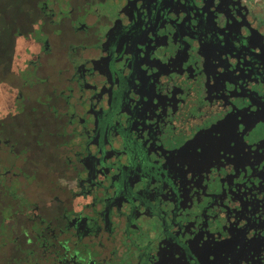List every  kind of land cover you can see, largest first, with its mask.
I'll return each instance as SVG.
<instances>
[{"label": "flooded vegetation", "instance_id": "obj_1", "mask_svg": "<svg viewBox=\"0 0 264 264\" xmlns=\"http://www.w3.org/2000/svg\"><path fill=\"white\" fill-rule=\"evenodd\" d=\"M0 264H264V0H0Z\"/></svg>", "mask_w": 264, "mask_h": 264}]
</instances>
